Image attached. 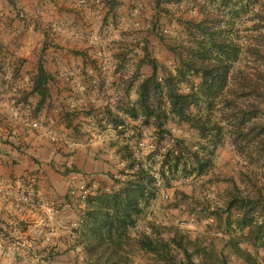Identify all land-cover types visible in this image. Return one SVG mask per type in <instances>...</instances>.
<instances>
[{"label": "rangeland", "instance_id": "rangeland-1", "mask_svg": "<svg viewBox=\"0 0 264 264\" xmlns=\"http://www.w3.org/2000/svg\"><path fill=\"white\" fill-rule=\"evenodd\" d=\"M203 1L162 0L157 8L154 0H0V264H84L80 247L69 246L73 230L87 196L113 188L112 175L124 168L117 152L123 144L154 175L156 188L130 229L131 264H153L135 245L138 234L161 230L168 237L163 227L170 226L198 238L217 264L222 255L227 264H244L230 239L264 264V248L237 228L242 210L229 207L234 183L242 197L257 196L260 170L226 136L203 172L183 156L177 170L164 167L162 178L156 129L125 113L137 106V84L151 73L140 64L144 49L156 59L159 79L174 72L171 47L187 43L185 21L199 19ZM251 14L247 9L231 25L241 41L252 33ZM40 60L50 79L38 109V95L29 90ZM243 63L252 65L248 58L236 65ZM197 83L191 76L180 88ZM113 118L123 124L114 126ZM165 127L191 149L200 143L211 149L186 123L173 118ZM256 207L259 218L263 211ZM191 259L207 264L198 252Z\"/></svg>", "mask_w": 264, "mask_h": 264}, {"label": "trees", "instance_id": "trees-1", "mask_svg": "<svg viewBox=\"0 0 264 264\" xmlns=\"http://www.w3.org/2000/svg\"><path fill=\"white\" fill-rule=\"evenodd\" d=\"M154 2L161 8L162 0ZM197 7L199 19L185 21L187 43L171 47L177 59L174 72L167 71L159 79L157 61L144 49L140 64L150 65L151 73L137 84V106L131 105L125 113L133 118L140 115L144 125L152 122L156 129L154 150L161 156L162 178H166L164 167L167 171L177 170L183 156L194 164L197 173L203 172L212 165L217 146L227 136L236 151L260 170V184H255L257 196L242 197L234 183L238 195H232L235 201L229 207L242 210L236 225L239 230L246 228L244 239L264 248V121L260 118L264 104V0H205ZM247 9L252 13L251 20L254 19L249 27L252 33L241 41L230 28ZM241 58L250 59L252 65H236ZM191 76L198 78L197 85H191L188 91L181 90V83L189 81ZM49 79L50 73L40 60L30 78L29 90V94L38 95V109L49 96ZM173 118L194 128L211 149L205 143L191 149L184 139L173 136L165 127L168 119ZM113 122L114 126L123 124L121 119L113 118ZM168 139L169 143H165ZM7 142L13 145L11 140ZM117 152L124 168L118 177L112 175L113 188L87 196L78 227L73 230L76 235L69 246L70 249L80 247L84 264H131L130 229L155 194L154 175L132 150L123 144ZM256 206L263 211L259 218L254 213ZM163 229L168 237L156 230L155 236L142 232L134 239L138 249L148 254L153 264H193V252H198L207 264H217L201 247L198 238L177 227ZM228 243L232 254L244 264H258L239 241L230 239ZM220 260V264H227L224 255Z\"/></svg>", "mask_w": 264, "mask_h": 264}, {"label": "built area", "instance_id": "built-area-1", "mask_svg": "<svg viewBox=\"0 0 264 264\" xmlns=\"http://www.w3.org/2000/svg\"><path fill=\"white\" fill-rule=\"evenodd\" d=\"M36 124H37V123H36V122H34V123H33V126H36Z\"/></svg>", "mask_w": 264, "mask_h": 264}]
</instances>
